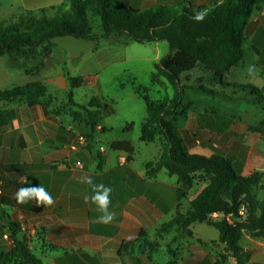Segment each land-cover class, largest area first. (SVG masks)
I'll return each instance as SVG.
<instances>
[{"label": "crops", "instance_id": "1", "mask_svg": "<svg viewBox=\"0 0 264 264\" xmlns=\"http://www.w3.org/2000/svg\"><path fill=\"white\" fill-rule=\"evenodd\" d=\"M62 1L0 0V21L23 10H35ZM123 1L135 8L143 9L156 5L190 4L197 7L220 0ZM128 45V43L109 45L82 54L76 61L79 62V66L74 76L96 78L98 70L110 62L124 58ZM244 50L242 61L227 71L232 78L229 83L231 86H238L240 84H237V80L244 81L246 83L243 82L241 85L255 86L264 94V2L253 7L248 16L244 28ZM0 57L3 58L1 64H5L8 71L15 73L9 74L0 67V90L32 81H42L33 76L35 70L26 74L20 68H9L6 65V58ZM238 69L250 73L256 79V83H248L244 76L233 77L231 73ZM53 74L57 76L61 88L66 90L62 68L56 64L47 69L42 81L46 87V95L51 94ZM4 76L16 77L20 81L6 83L3 81ZM263 101L253 103L247 111L252 113L255 110L256 114L261 112L263 113L261 118L251 114L238 119L227 112L228 117L224 125L227 127V133L224 135L202 138L195 133V129L193 131H189L188 128L176 129L184 139L188 151L206 156L220 153L238 168L241 175H248L251 172L247 174L242 172L244 164L251 160L254 163L264 161V142L252 141L247 148L241 144V140L235 142L230 131L243 122L245 125L242 127H247L246 123L254 120L261 124L264 118ZM73 109L71 107L69 110L56 112V108L47 105L45 111L41 105H30L24 98L0 99V211L7 214L11 222L17 224L18 231L14 236L24 239L31 252L41 259L42 264H217L216 259L220 254L226 256L222 263L225 264L231 258L228 256L227 259V247L218 241V232L216 234L212 232L206 237L195 232L194 225L203 222L192 223L190 225L192 236L177 241H173L176 235L174 228L157 237L159 226L170 220L176 211L185 212L190 199L203 186L193 195L189 190L187 196L178 199L175 176L168 175L163 168L148 175L145 164L155 162L160 149L156 146V153L151 158L136 160L128 132H122L125 124L134 123L132 116L125 117L121 123L115 125L111 119L117 111L112 107L111 112L104 115L101 121L91 128L84 119L72 118L70 110ZM196 118L195 127L204 130L200 124L199 113ZM88 134L92 136L94 151L101 155L100 167H97V161L87 148ZM79 135L85 138V142L78 140ZM199 138L201 142L196 144ZM115 140L130 141L133 152L128 155L124 150L111 148L110 144ZM76 162H80V165ZM99 185L111 189L108 194L107 212L112 215V219L107 222L99 219L105 213L92 200L97 192L103 191L98 188ZM35 186L43 187L53 202L38 204L35 198L23 203L16 200L15 193L18 189ZM214 215L222 217V214ZM142 230L150 239L158 241L157 251L151 255L118 251L124 241L135 240ZM240 244L248 254L245 264H264V239L251 237L244 232ZM22 262L23 259L15 249L12 228L0 219V264Z\"/></svg>", "mask_w": 264, "mask_h": 264}, {"label": "trees", "instance_id": "2", "mask_svg": "<svg viewBox=\"0 0 264 264\" xmlns=\"http://www.w3.org/2000/svg\"><path fill=\"white\" fill-rule=\"evenodd\" d=\"M261 2L264 0H220L197 7L190 4L156 5L138 9L123 0H63L35 10H23L1 20L0 56L6 58L9 68H20L28 74L41 68L45 59L59 48L55 42L58 37L91 41L92 51L98 49L103 40L114 44L166 41L168 53L172 52V55L167 53L154 63L151 77L161 85H168L170 94L152 98L136 89L144 101L146 114L139 140L158 141L160 149L156 161L147 162L145 169L148 175L163 168L168 175L175 176L178 199L187 196L196 181H204L205 185L190 199L185 212L176 211L170 220L159 226L156 236L161 237L174 228L173 241H177L192 236V223L203 222L217 230L218 241L227 247L234 264H245L248 254L240 244L242 234L245 232L251 237L264 239V197L259 199L256 195L257 190L264 191V169L241 175L238 168L220 153L206 156L188 151L174 122L185 113L182 74L200 65L213 80L224 84L227 71L245 55L244 28L253 7ZM200 13L203 19L196 20L195 16ZM89 15L99 18L100 32L92 31ZM58 64L66 82L67 103L79 109L70 110V115L75 120L84 119L94 128L104 115L111 112V108L96 97H91L86 104L77 103L73 90L89 81V77L72 75L63 57L58 59ZM241 86L256 94L252 103L264 100L261 89L252 85ZM195 89L216 94L203 84ZM45 95L46 87L40 81L0 90L2 100L24 98L28 104L41 105L46 111ZM261 124L264 125V118ZM132 126V122L125 124L122 131H128ZM86 139L87 148L100 167L101 155L94 151L92 136L88 134ZM110 147L124 150L128 155L133 152L128 140H115ZM215 213L222 214V218H213ZM227 215L235 217L236 221L228 222ZM0 219L13 230L15 249L23 259L21 264H42L27 242L14 236L18 231L17 224L11 222L3 211H0ZM158 248V241L150 239L142 230L135 240L124 241L118 251L151 255Z\"/></svg>", "mask_w": 264, "mask_h": 264}, {"label": "rangeland", "instance_id": "3", "mask_svg": "<svg viewBox=\"0 0 264 264\" xmlns=\"http://www.w3.org/2000/svg\"><path fill=\"white\" fill-rule=\"evenodd\" d=\"M89 19L92 31L100 32L99 18L89 15ZM55 40L59 48L44 61V65L41 68L36 69L32 73L33 76L42 81L47 69L58 64V59L63 56H65L66 67L70 73L76 75L79 66V62L76 61H78L82 54L92 52L93 43L91 41L79 40L70 36L58 37ZM117 44L123 43L114 44L103 40L100 42L99 48L95 51L101 49V47ZM128 44L122 60L110 62L107 66L98 70L96 72V78H89V81L73 90V98L79 104H86L90 97L95 96L110 108H115L117 113L111 119V122L115 125L121 123L125 117L132 116L134 122L132 129L122 132H128V137L134 147L133 154L136 160L139 161L144 158L153 157L156 153V146H159V143L158 141H155V143L143 142L138 139L141 123L146 114L144 101L138 95L136 89H140L142 93L152 98H161L164 94H170L171 90L168 85H161L156 80L153 81L151 77L154 73V63L168 53V44L164 40L148 43L130 42ZM168 55H172V52H169ZM2 59L0 57L2 71L9 72V74L13 73V71L6 69L5 64H1ZM231 75L236 78L244 76L248 83H256V79L250 73L242 72L239 69L234 70ZM52 79L53 84L50 87L51 94L45 95L44 102L52 108H56L58 111L69 110L71 107L74 108L73 110H79L78 107L67 103L66 90L61 88L55 74H53ZM231 79L230 75L226 73L223 77L224 84L213 80L211 74L203 71L200 65H197L189 72L183 73L182 82L185 85L183 106L185 113L176 118L174 122L175 127L179 129L188 128L189 131L195 129L197 135L206 138L211 135L219 136L227 133V127H224L226 118L228 117L227 112H230L233 118L238 117V119H243L244 116L246 117L251 114L260 116L261 118L263 116L261 112L256 114V111L253 110L252 113H247L248 109L253 105L252 99L254 100L256 94H251V89L240 86L244 81L239 82L237 80V84H240L238 86L227 85L226 82L229 83ZM159 80H163V78L159 77ZM3 81L6 83L11 81L19 83L20 79L18 78L17 80L16 77L4 76ZM42 81L40 82L42 83ZM199 84L212 88L216 91V94L210 95L195 89V86ZM263 105L264 101L262 102ZM198 113L200 115V124L204 127V130H199L195 127ZM83 116H85L84 112ZM244 123H240V126H234L236 129L230 131L233 133V140L235 142H240L241 140V144L243 143L244 146H249L252 141L264 142V125L254 120V122L248 121L246 123L248 125L247 127H242ZM117 133L120 135L118 131ZM245 135L247 136L243 140ZM200 142L201 138L195 143L199 144ZM253 147L257 148L256 145H253ZM236 149L238 148L236 147ZM221 150L223 149L221 148ZM263 167L264 161L254 163L251 160L248 164H244L242 172L247 174L255 170H262ZM204 185V181H196L190 189V194L193 195ZM256 195L257 198L261 199L264 197V191L261 189L257 190ZM212 217H216L217 219L222 218L214 214ZM226 219L228 222L236 221V218L231 215H227ZM194 230L202 237L210 236L212 232L214 234L217 233L214 227L208 226L205 223H196ZM242 242L245 243L244 240ZM228 256L229 251L227 249V259ZM225 259L226 256L220 254L216 259V263L222 264ZM225 264H233L232 258L228 259Z\"/></svg>", "mask_w": 264, "mask_h": 264}, {"label": "clouds", "instance_id": "4", "mask_svg": "<svg viewBox=\"0 0 264 264\" xmlns=\"http://www.w3.org/2000/svg\"><path fill=\"white\" fill-rule=\"evenodd\" d=\"M196 20H201L203 19V14H197L195 16ZM91 181L89 180V183ZM98 188L103 189L102 192H97V194H95L92 197V200L94 202L97 203L98 208L104 212L105 214L103 216H101L99 219L107 222L109 220L112 219V215L110 213L107 212V207H108V203H109V199H108V194L111 191L110 188H107L103 185H99ZM15 198L18 202L23 203L26 200L35 198L37 203H46V204H51L52 201V197L44 190L43 187H39V186H35V187H23L17 190V192L15 193Z\"/></svg>", "mask_w": 264, "mask_h": 264}, {"label": "built area", "instance_id": "5", "mask_svg": "<svg viewBox=\"0 0 264 264\" xmlns=\"http://www.w3.org/2000/svg\"><path fill=\"white\" fill-rule=\"evenodd\" d=\"M78 140H80V141H84V142H85V138H84L82 135H79V136H78ZM76 164H77V165H80V162H76ZM239 213H240V214L243 213L242 209L239 210Z\"/></svg>", "mask_w": 264, "mask_h": 264}]
</instances>
